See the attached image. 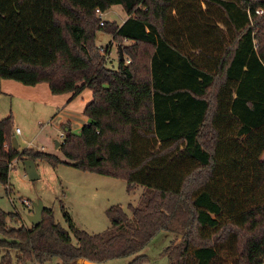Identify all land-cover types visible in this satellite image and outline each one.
Instances as JSON below:
<instances>
[{
	"label": "trees",
	"instance_id": "trees-1",
	"mask_svg": "<svg viewBox=\"0 0 264 264\" xmlns=\"http://www.w3.org/2000/svg\"><path fill=\"white\" fill-rule=\"evenodd\" d=\"M114 5L126 20L99 26L95 11ZM99 32L121 46L114 70ZM0 80L70 100L88 89V122L64 131L59 151L127 192L142 187L136 205L107 209L98 234L65 210L67 228L51 208L28 227L0 209V264H145L137 254L160 232L174 235L166 264H263L264 0H0ZM13 137L10 115L0 120L6 191L14 160L63 163Z\"/></svg>",
	"mask_w": 264,
	"mask_h": 264
},
{
	"label": "rangeland",
	"instance_id": "rangeland-1",
	"mask_svg": "<svg viewBox=\"0 0 264 264\" xmlns=\"http://www.w3.org/2000/svg\"><path fill=\"white\" fill-rule=\"evenodd\" d=\"M125 17L123 8L114 5L103 13L101 20L120 24ZM96 44L100 48H110L106 66L109 69H116L119 56L117 44L113 42L112 37L99 32ZM86 91L89 92L88 89ZM85 96L86 94L82 92L72 100L71 106L66 108L65 112L59 110L56 115L58 119L53 120L55 117L51 119L50 116L38 122L36 117L29 125L19 127L18 130L22 131L21 136L14 135L12 144L14 145L16 141L20 150L33 149L49 153L58 157L63 163L52 168L44 161H36L39 178L30 181L25 174L23 162L18 160L12 162L7 191L0 185V209L6 213L19 214L21 220L18 224L8 222L9 226H30L27 217L33 214L32 205L40 202L44 207L53 210L54 220L62 227L67 228L62 214V210H65L76 227L89 234H98L110 225L106 216L110 206L118 204L126 208L128 204L138 203L142 187L127 192L124 181L81 172L72 167L56 148V142L58 144L63 142L61 134L66 127H71V133H79L77 125L81 123L80 119L83 120L84 101H87ZM173 239L174 235L160 232L137 255L147 256L148 261L145 264H166L162 251ZM12 255L15 253L12 252ZM133 257L111 260L105 264H128ZM43 264H59V260L53 258Z\"/></svg>",
	"mask_w": 264,
	"mask_h": 264
},
{
	"label": "crops",
	"instance_id": "crops-1",
	"mask_svg": "<svg viewBox=\"0 0 264 264\" xmlns=\"http://www.w3.org/2000/svg\"><path fill=\"white\" fill-rule=\"evenodd\" d=\"M126 18L127 17H125L120 24H122ZM83 93L86 94L85 97L87 101H84L86 105L91 100V92H87L85 89ZM70 97V94H51L45 83L35 86H24L14 81L0 80V120L11 115L13 117V133L16 136H21L22 131L19 130V133H15V130L20 129V126L25 127L29 125L36 117L38 122L50 116L51 119L55 117L53 120L58 119L56 117L58 111L65 112L66 108L71 106L72 100L75 99L70 100ZM82 117L83 120L80 119L81 123L77 125L79 132L82 126L88 122L85 116L82 115ZM61 122L62 120L59 121V123ZM67 123L69 124V121H67ZM70 129L71 127H66L64 130L67 131ZM15 145L16 148L19 149L16 141Z\"/></svg>",
	"mask_w": 264,
	"mask_h": 264
},
{
	"label": "water",
	"instance_id": "water-1",
	"mask_svg": "<svg viewBox=\"0 0 264 264\" xmlns=\"http://www.w3.org/2000/svg\"><path fill=\"white\" fill-rule=\"evenodd\" d=\"M118 50V56L120 60L123 59V53L120 45H117ZM16 148V145H13ZM59 144L56 142V148H58ZM24 171L26 176L30 181L37 180L39 178L37 171H36V165L35 162L32 160H25L23 161ZM33 214L29 215L27 217L28 222L31 226H37L41 222V213L44 208L43 204L38 202L36 204H33ZM77 264H94L91 262L83 261V260H77Z\"/></svg>",
	"mask_w": 264,
	"mask_h": 264
},
{
	"label": "built area",
	"instance_id": "built-area-1",
	"mask_svg": "<svg viewBox=\"0 0 264 264\" xmlns=\"http://www.w3.org/2000/svg\"><path fill=\"white\" fill-rule=\"evenodd\" d=\"M95 12H96L97 16H98V17L100 18V20H101L103 13L100 12L99 10H96ZM257 13H259V11H257ZM102 25H103V21L101 20V21L99 22V26H102ZM101 51H102V49H101ZM15 133H19V130L16 129V130H15ZM61 136H62V138H63V133L61 134ZM11 166H12V164L10 165V168H11ZM263 264H264V262H263Z\"/></svg>",
	"mask_w": 264,
	"mask_h": 264
}]
</instances>
